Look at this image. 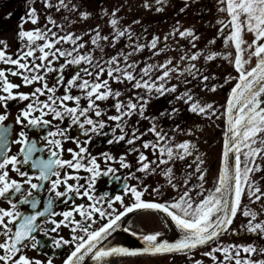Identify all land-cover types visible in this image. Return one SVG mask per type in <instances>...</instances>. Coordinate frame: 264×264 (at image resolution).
<instances>
[{"label":"snow or ice","instance_id":"snow-or-ice-1","mask_svg":"<svg viewBox=\"0 0 264 264\" xmlns=\"http://www.w3.org/2000/svg\"><path fill=\"white\" fill-rule=\"evenodd\" d=\"M42 2L46 9L78 12L77 5L71 4V0L67 3L65 0ZM154 2L155 11L161 12L167 0ZM192 2L195 3V0ZM187 6L188 0H185L180 11L183 12ZM143 7L148 9L151 6L146 0ZM117 11L119 9L110 14L104 13L110 16V35H101L99 25L85 33L90 34L93 46L86 52H81L88 43L83 36L67 32L65 26L57 24L51 15L47 16V21L52 27L45 25L43 29L23 30L24 23H38L35 7H29L27 17L21 18L17 31L20 46L15 58L7 53V42L0 40V64L10 66L0 68V108L4 109L0 113V199L9 205L8 208L0 207V264H53L52 257L45 262L23 254L26 248L42 249L46 246L37 239L36 233L51 240V247L55 249L72 247L63 264H86L88 260L91 264H113V257L140 256L159 257L161 260L181 256L186 258L187 264H204L203 259L195 258L197 252L210 259L212 264H264V243L257 244V239L264 241V219L259 218L264 216V185L260 183L264 180V0H217V11L224 14V18L217 20L220 25L218 35L223 36L221 51L211 47L216 44V38L209 40L205 49L191 51L196 49L199 36L192 28L181 30L179 22L163 37L165 43L162 48H158L159 36H153L149 43L141 44L139 40L143 37L136 36L131 25L123 29L120 27ZM90 16L89 12L79 11L80 20H87ZM133 23L140 21L134 20ZM52 28H58L64 34L60 35ZM246 33L253 36L250 42L244 38ZM177 35L187 40L190 47L172 49L181 53L175 64L172 57L166 58L163 63L145 62L143 67L139 66V62H130V57L145 48L155 50L154 56L166 53L169 50V37L175 39ZM134 36L137 42L131 43ZM124 37L129 41L125 47L130 51L120 50L116 55L105 58V44L101 42L115 48L120 38ZM63 44L70 47L64 48ZM97 50L102 54L99 57L94 55ZM201 59L205 67L193 63ZM218 59L227 61L236 73L224 77V84L232 86L219 115L213 104L198 100L191 94V89L175 96L177 101L188 106L187 110L191 113L208 119L213 116L224 119L220 166L213 187L205 189L207 172L201 168L204 160L200 155L195 156L194 171L187 172L181 180H176L172 167L168 166L176 160L185 161L198 152L188 140L172 143L175 134L192 135V131L181 129L176 124L170 130V136L159 127V117L145 113L152 99L177 92V85L169 84L173 74L185 85L191 81L181 80L180 77L199 78L201 84L210 78L216 79L214 75L203 73L208 71L206 66ZM69 69L73 74L66 78L65 72ZM49 74L54 75L50 77ZM105 74L107 78L101 79ZM9 76L18 77L21 84L11 82ZM49 79L52 80L51 85ZM110 81L117 84L127 82L129 91H142H136L127 101H121L119 97L122 93L114 91ZM21 85L39 86L26 93L18 91ZM61 89L62 93L58 94ZM73 90L78 94L74 95ZM208 91L216 92L217 86L210 87ZM109 98L114 101L111 108H114L115 115H108L110 109L102 108L97 103L107 102ZM82 101L85 102L83 105ZM10 102L24 104L15 116V124L20 126L15 140L10 139L11 126L4 124L9 117ZM68 102L74 106H69ZM179 112L180 109L173 108L171 112H161L160 117L172 119ZM105 115L109 121L115 122L110 131H105L109 126L101 119ZM134 115L139 120L132 125L130 121ZM48 116L60 124L53 125L51 120L46 119ZM140 120H148L151 126L141 132L138 126ZM65 121L66 126L61 127ZM73 128L78 131L75 136L69 135ZM117 130L119 135L116 134ZM29 132L39 134V139L30 138ZM148 133L155 139L144 140ZM109 135L108 145L124 142L132 146L127 149L129 152L139 153L136 157L139 166L123 178L122 194L114 196L108 192L97 194L96 184L101 177L115 174L116 169L107 166L101 170L97 156L89 151L94 138ZM68 140L76 148H69L67 151L71 158L64 159L63 144ZM137 141H141L143 149L151 148L153 155L158 152V160L149 161L144 152L136 147ZM12 143L20 145L17 155H9ZM45 151L48 153L46 158L43 155ZM99 155L103 157L105 165L111 161L119 163L122 169L132 168L123 155L118 160L107 151ZM25 167L33 174L23 171ZM158 169V174L165 178L167 186L177 195L169 199L144 200L148 188L143 181L148 175L157 174ZM10 171L19 176L22 182L10 179ZM81 171L87 175H79ZM136 172L144 175L136 176ZM257 173L260 174L258 179ZM193 177L197 182L188 187ZM115 178L121 179L119 176ZM128 179H136L138 186L129 185ZM82 180L84 183H81ZM61 186L63 191L59 190ZM45 191L47 195L42 210H39L41 200L38 195ZM152 192L157 197H164L159 187L153 188ZM129 195L132 202L126 205L124 197ZM84 197L89 202L87 205L75 204L76 199ZM245 198L249 201L247 205L243 203ZM57 202L65 205L71 202V210L54 211ZM117 204L119 208L115 206ZM21 205L30 206L31 212H22ZM251 205H257L259 211ZM138 212L157 214L164 228L178 233V238L170 241L163 231L138 232L134 222L125 219L129 214ZM74 213L79 214L81 219H74ZM238 215L246 218L247 223L234 229L232 226ZM56 216L62 219L57 221ZM61 226L70 228L71 239L59 237ZM118 232L136 238L142 247L113 245L110 238ZM50 233H57L58 238L51 237ZM241 233L254 239L250 243L222 242L226 236ZM254 256L261 258L253 259Z\"/></svg>","mask_w":264,"mask_h":264},{"label":"flooded vegetation","instance_id":"flooded-vegetation-1","mask_svg":"<svg viewBox=\"0 0 264 264\" xmlns=\"http://www.w3.org/2000/svg\"><path fill=\"white\" fill-rule=\"evenodd\" d=\"M53 3H56L57 0H52ZM67 3L68 0H65ZM146 0H71V4L77 5L78 12L71 13L65 10H61L57 12L53 9H46L42 0H0V40H4L8 44L7 53L12 55L15 58V54L19 48V42L17 39V31L21 24V18L27 17V12L29 7H35L37 10V14L39 16L38 23L33 25L31 22H27L23 24V30L30 31L35 28H45V25L48 27H52L48 24L47 16L51 15L52 18L57 22V24H63L67 32H73L78 35L83 36L84 41L88 42L86 44L85 49H82L81 52L89 51L93 48L90 43V34L88 33L90 29L96 28L99 25L101 30V35H110L112 33V29L109 26V15H105V11L107 13H112L114 10L119 9L117 11V18L120 21V27L123 29L131 25L132 32L136 34V36H142L143 38L139 40L141 44H147L151 41L153 36H159L161 39L158 43V48H162L164 46L163 37L165 34L172 31L173 27L177 25L179 22V27L181 30L192 28L197 36H199V40L196 41V49H191V51H197L200 49H205L208 45V41L216 38V44L211 46L214 50L221 51L223 50V36L218 35V29L220 25L217 24V20L224 18V14H221L217 11V0H195V3L192 0H188V6L185 8L183 12L180 11V8L184 7L185 0H167V3L163 6V11L156 12L155 2L154 0H147V3L151 6L148 9L143 7ZM71 4L69 7H71ZM79 11H86L91 13V16L87 20L79 19ZM64 17H68L67 20ZM76 21L75 23H69V21ZM134 20H139L140 23L134 24ZM147 30L146 32L144 30ZM54 32H57L60 35H63L64 32H61L58 28H52ZM136 36L133 37L131 43H136ZM244 38L247 41H251L253 36L251 34H245ZM42 43V42H41ZM105 44L103 55L105 58H109L113 55H116L118 51L123 50L125 52L130 51L125 45L129 43L127 38H120V41L116 44L115 48L108 47L106 42H101ZM169 45V50L166 53H161L159 56H154L153 52L155 50L149 51L145 48L143 51L136 53L132 57H130V62L136 61L139 62V66L143 67L145 62L148 63H163L164 60L168 57L173 58V63H176V59L181 54L179 51H173L172 49H178L180 47L189 48L187 40L181 39L178 35L173 39L169 37L167 41ZM59 46V45H58ZM64 48L70 47L69 44H63ZM94 55L99 57L102 55L98 50L94 52ZM38 62V61H37ZM62 62V61H61ZM123 63V62H122ZM193 63H196L198 67H205L203 64V60H198ZM216 64H220V67H216ZM252 64H255V58L252 60ZM10 66H6L0 64V68H6ZM208 71L204 72V75H214L216 79H209L208 81H204L201 84V80L198 78L193 80L190 76L180 77L181 80L187 79L191 81L188 84L180 83L176 78L175 74H173V78L170 80L169 84L177 85V92L174 94H166L158 99H152L150 104L147 107L145 115L147 116H156L159 117L158 125L162 127L164 131L168 132L171 136V129L179 124L181 129L191 130L192 135H185L182 133L175 134L172 143L178 144L182 143L185 140L190 141L192 144L196 146L198 152H194L192 156L187 157L185 161L176 160L172 162L170 167L173 169V173L176 177V180H181L187 172H193L195 169V156L200 155L204 160V164L201 165V168L207 172V179L205 182V189H211L215 182V177L218 173V168L221 162V154H222V142H223V128H224V119L221 117L217 119L215 116L208 119L202 115H196L187 110L188 106L185 105L182 101H177L175 99L176 95H179L181 92L186 89H191V94H193L198 100L202 102L211 103L217 109V114L223 111L222 106L226 102L227 95L230 91L231 84H224V77L231 73L232 75H236L234 69L227 63V61L217 60L212 64L206 66ZM181 68H183V64H181ZM73 74L71 69L65 72L66 78H70ZM50 77L54 74H49ZM9 80L16 84H21V80L18 77H8ZM87 79H92L91 77H85ZM106 74L101 77V79H106ZM52 80L49 79V84L51 85ZM111 88L116 91H120L122 95L119 97L121 101H127L130 96H134L136 91L142 90H133L129 91V85L127 82L123 84H117L115 82H111ZM224 84L223 87H219V85ZM39 85H32L29 87H24L21 85L18 91L30 93L33 87ZM212 86H217L216 92L208 91V89ZM63 89L60 90L61 94ZM73 94H78L75 90H73ZM41 99H44L43 97ZM135 102V101H134ZM27 103V102H24ZM85 102L82 101V105ZM101 105V107H108L110 110L108 111V115H115L116 112L114 108H111V105L114 101L109 98L107 102H97ZM69 106H74L72 102H68ZM24 104L10 102L9 103V117L4 122L6 126H11L10 139L15 140L17 138V133L19 131V125L15 124V116L18 114L19 108L23 107ZM173 108L180 109V112L177 116H174L172 119H169L167 116L160 117L161 112H171ZM4 109L0 108V113H3ZM93 118L95 119L94 115ZM52 121L53 125L60 124L59 121L52 120L51 116L46 117ZM103 119L109 127L105 129V131H110V128L115 126V122L109 121L107 119V115L102 116ZM139 120V117L134 115L130 121V124L135 125L136 121ZM67 121L64 124H61V127H65ZM139 129L141 132L145 131L151 125L148 120H140ZM53 130H55L53 128ZM130 132L131 129L129 128ZM78 131L76 128H73L69 135H77ZM116 134L119 135V130L116 131ZM29 137L34 139H39V134L36 132H29ZM109 136H100L93 139L91 145H89V151L92 155L97 156V162L100 164L101 170H105L107 166L113 167L116 169L115 174H110L109 177H101L98 179L96 184V192L97 194H101L103 192H108L110 195L122 194L121 189L124 184V177L128 176L130 172H134L135 169L139 166L137 164L136 157L139 153L137 152H129L127 149L132 147L126 145L124 142L120 144L108 145L107 139ZM83 139V137H82ZM144 140H154V136L151 133H148L143 137ZM43 142H41L42 146ZM136 147L140 148L141 152L148 157L149 161L158 160L159 153L156 155L152 154V149L145 150L141 147V141L136 142ZM19 144L12 143L10 144L9 155H17L19 153ZM75 149V144L71 141H65L63 144V158L70 159V154L68 153V149ZM103 151L109 152L113 155L116 160L119 159L120 156H125L126 161L132 165L131 169H122L119 166V163L116 162H108V165H105L103 157L99 154ZM39 155V154H38ZM46 158L48 153L45 151L43 153ZM188 165H192V167H188ZM155 167V165H153ZM165 167V166H161ZM23 171H29L30 174H33L31 170L27 167L22 168ZM71 172V170H69ZM159 169L157 170V174L148 175L143 184L147 186L148 191L145 192L143 199L144 200H157V199H169L177 195V193L167 186V182L165 178L158 174ZM81 176L87 175V173L81 171L79 173ZM143 173L136 172V176H143ZM119 176L121 179L117 180L115 177ZM260 176L259 173L256 174V178L258 179ZM10 179H16L20 182L21 178L17 176L14 172L10 171ZM33 182H36L35 180ZM175 182V181H174ZM197 181L195 177L192 178L188 187H192ZM69 183H75L74 181H69ZM81 183H84L82 180ZM127 183L129 185L138 186V181L136 179H128ZM260 183L264 185V180H261ZM159 187L160 190L164 193V197H157L155 193L152 192L153 188ZM27 188V185H25ZM63 191V187L59 189ZM183 189H181L182 191ZM36 195V193H34ZM47 195V192L38 195V198L41 200V205L38 206L39 210H42L44 199ZM125 204L131 203V198L129 196L124 197ZM89 202L86 197L76 199L75 204H85L87 205ZM243 203L245 205L249 204V201L245 198ZM71 202L65 205L63 203L57 202L54 207V211H69L71 210ZM119 208V204L115 205ZM0 207L8 208L9 205L6 201L0 199ZM251 207L255 208L259 211L257 205H251ZM20 210L25 213H30L31 209L28 205H21ZM122 210V209H121ZM260 219H264V216L259 217ZM55 219L57 221L61 220L62 217L56 216ZM74 219L80 220V216L77 213H74ZM126 220H132L134 222V227L138 232L151 233L155 231H163L166 232V237L171 241L174 238H178L179 234L174 231H168L164 228V225L161 221V218L155 213H135L129 214ZM102 223V222H101ZM247 219L242 215H238V217L234 220L233 228L239 229L241 224H246ZM98 226V225H97ZM59 237H63L64 239H71L70 228H61L58 230ZM37 239L41 240L46 246L42 249H24L23 254L32 259H39L41 261H47L49 257H52L53 264H63V261L70 254L72 250L71 246H64L61 249H55L51 247V240L45 238L42 234L36 233ZM50 236L53 238H58L57 233H50ZM113 245H121L127 246L130 248L142 247L139 241L130 236L127 233L118 232L114 233L113 237L110 238ZM254 237L248 236L246 233H241L237 236L232 237H224L222 238V242L227 244L230 242L236 243H250ZM264 243V241H260L257 239V244ZM215 246V245H213ZM243 256V253H242ZM196 259H203L204 264H212V261L207 257H202L199 252L195 254ZM259 256H254L253 259H260ZM113 264H187V260L181 256L175 257H167L161 258L159 257H148V256H140V257H113L111 258ZM86 264H91V261H86Z\"/></svg>","mask_w":264,"mask_h":264}]
</instances>
